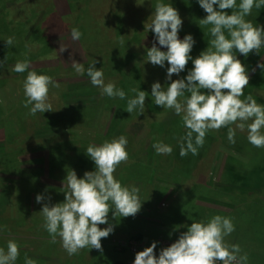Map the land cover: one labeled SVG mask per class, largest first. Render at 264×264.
Instances as JSON below:
<instances>
[{"label":"rangeland","instance_id":"obj_1","mask_svg":"<svg viewBox=\"0 0 264 264\" xmlns=\"http://www.w3.org/2000/svg\"><path fill=\"white\" fill-rule=\"evenodd\" d=\"M170 2L182 19L180 34L184 27V31H189L188 34L195 40L191 56L194 53L198 56L206 49L210 39L206 34L207 28L200 26L199 21L206 13L196 0ZM155 3L156 0H102L98 9L86 6L92 18L98 16L96 21L99 28L89 22L90 28L82 27L85 34H82L81 39L73 41L70 30L66 29V13H70L66 0H0V62L5 60L0 68V221L4 222L0 223L3 227V231H0V247H4L8 240H14L19 245L20 256L16 264H24L25 256L33 259L36 264H132L135 254L153 241L157 242L154 253L158 255L160 249L169 246L186 231L183 225H190L192 220H207L213 215L232 219L235 231L225 240L228 244L240 246L241 254L247 255V264H264V149L255 148L246 141V131L236 132L240 136L236 135V142L231 144L227 140V128L210 130L205 138V147L198 150L199 153L180 157L177 141L184 134L178 136L175 133L171 138V133L177 128L186 131L180 116L170 109L155 114L149 109L147 124H137L134 135L128 141V160L122 162L114 173L122 185H134L140 189L142 206L135 216L129 217L117 215L113 218L109 211L108 221L113 231L107 238L101 239V250L81 249L78 254L69 256L61 247L58 237L56 243L50 241L42 227L44 220L40 210L43 203L51 206L63 202L64 196L63 184L47 177L52 174L47 165L31 166V169H37L35 176L38 181H30L28 186H32L33 195L45 196L46 199L40 204L31 198L29 192L22 196L21 191L26 187L14 182L18 181L19 175L28 178L25 175L27 173L21 170L29 168L42 156L46 163L47 155L49 159H54L56 154H62L60 152L79 157L85 155L88 145L78 146L77 141L74 143L70 139L87 133L93 135L96 128L107 129L109 127H106V123H112L110 119L115 117L114 107L106 110V113L111 114L109 121L107 116L99 117L104 96L91 85L88 77L76 75L66 80L65 72H61L66 68V62L72 67L73 61L86 65L94 58L102 66L115 68L122 62L129 63L127 67H131V70L112 81L128 96L134 95L129 92L131 88H146L145 92L151 97L153 82L167 87L163 85L167 62L161 68L145 61L146 49L152 46L154 37L151 30L144 32L143 25L150 22ZM77 7L80 8V4ZM79 8L72 12L75 13L74 17ZM224 11L229 14L231 12L228 9ZM246 19L264 28V7L253 8ZM109 21L114 26L111 38L106 32ZM197 28L201 33L194 36L192 32ZM8 37L14 38V46H7L3 41ZM61 48L64 50L61 51ZM263 53L264 47L260 49L259 55H238L241 63L246 65L249 80L254 78L256 72L252 69L256 70L255 65L261 61ZM25 59L30 62L29 70L48 75L59 85L49 91L53 111L31 116L23 106V81L27 72L16 73L12 68L15 63ZM184 72L179 77L173 75L172 80L183 78L186 75ZM255 80L251 81L254 83ZM244 94L249 95L245 89ZM66 110H70L66 117L74 120L73 124L78 131L72 137H66L65 143L58 139L62 137L60 128L51 126L49 120L53 112ZM81 127L82 131L79 130ZM210 133L212 136L209 137ZM106 137L101 141L116 138L109 140ZM48 138H57V141L48 144V154L31 153L30 145ZM158 141L171 145L172 154L157 155L153 144ZM92 143L95 144L93 140ZM222 146L230 148L224 152ZM236 146L242 150L240 158L243 160L234 159L229 154H238L232 152ZM248 158L252 161H248ZM252 168L260 173L261 180L257 187H243L246 185L234 182L229 175L228 179L226 177L227 172L239 174L240 171H250ZM69 170H74L78 178L88 171L84 167L75 170L71 163L64 167L66 173ZM7 180H13L14 183H6ZM9 186H15L12 188L17 193L11 195L12 188ZM247 193L254 195L247 197ZM19 205L25 208L23 214L17 212ZM8 221L12 227L6 224ZM106 226L98 225L100 228ZM136 233L142 234V240L131 239Z\"/></svg>","mask_w":264,"mask_h":264},{"label":"clouds","instance_id":"obj_2","mask_svg":"<svg viewBox=\"0 0 264 264\" xmlns=\"http://www.w3.org/2000/svg\"><path fill=\"white\" fill-rule=\"evenodd\" d=\"M196 3L206 13L199 21L210 37L206 49L196 58L190 54L195 44L192 35L185 34L182 39L178 36L182 19L170 0H156L150 22L143 25L144 32L151 30L154 37V43L146 49L145 61L161 68L167 62L165 78L170 81L166 88L159 82L151 84L152 101L180 116L186 129L177 141L180 157L189 153L196 155L204 145L206 134L221 128L228 129L227 140L231 144L236 142L239 130L247 132V141L253 147L264 148V105L244 94L249 75L237 58V54L243 57L249 53L259 55L264 47V28L246 19L253 8L264 7V0H196ZM225 9L231 10L230 14ZM81 37L78 28L70 29L71 40L79 41ZM3 41L7 46H14L13 37ZM189 61L192 67L186 75L172 80L173 75L179 77L185 71ZM4 63L5 60L0 62V68ZM95 63L91 60L85 67L73 61L72 68L77 75H86L101 95L126 100L124 110L129 114H143L148 94L131 88L129 92L134 95L128 96L115 83H106L103 70L95 68ZM29 67L25 59L12 68L16 73L27 72L23 81V106L31 116L53 111L49 91L59 85L50 76L38 74ZM256 67L264 71V63L258 62ZM127 144L125 135L98 145L89 144L84 153L92 161L93 170L85 171L80 178L74 170H69L62 182L63 202L51 206L42 204V227L52 243L59 238L69 256L78 254L81 249L101 250V239L113 231L108 221L110 210L113 218L135 216L139 212L143 202L140 189L122 185L114 176L117 167L128 160ZM153 148L157 155H171L173 151L171 145L162 141L153 144ZM45 199L41 194L35 196L38 204ZM98 225L107 226L100 228ZM182 227H186V231L160 249L158 255L154 253L157 242L153 241L135 254L132 264H247V255L241 254L240 246L225 240L235 231L230 217L213 215L207 220H192L190 225ZM0 231H3L2 226ZM19 256V245L14 240L0 247V264H16ZM24 264L36 262L25 256Z\"/></svg>","mask_w":264,"mask_h":264},{"label":"trees","instance_id":"obj_3","mask_svg":"<svg viewBox=\"0 0 264 264\" xmlns=\"http://www.w3.org/2000/svg\"><path fill=\"white\" fill-rule=\"evenodd\" d=\"M101 2H102V0H91V1L90 0H66V6L68 5L67 8L70 9V13H66V29L70 30L71 28L76 27L82 32L83 26H84L83 29L91 27L90 24H88L89 22H93L94 26H96V28H99L97 21H96L98 16L95 18H92L87 13L86 6H88L89 8L90 7H96V9H98V4ZM79 4H80V8L77 7V5H79ZM78 8H79V11L77 12V16H75L76 17L75 18L74 17L75 13H72V12H74V11L76 12ZM71 15L73 16L72 19H71ZM67 16H69V18H67ZM113 17L115 18L116 14H114ZM107 27H108V29L106 32L108 33V36L111 38V37H113L112 28H114V26L109 21L107 24ZM184 30H185V28L183 27V33L182 34H180V32L178 33L179 38H183V36L185 34H188L189 31L186 32ZM200 33H201V30H199L198 28L196 31L192 32V34H194V36H196V34H200ZM82 34H85V30H83ZM107 40H109V39L107 38ZM111 46L109 48H111ZM98 55H100V54H98ZM238 55L239 54H237V58H238ZM192 57L196 58L197 55H195V53H194L192 55ZM92 60H94V58ZM97 60H98V58H97ZM251 60H252V57H250V61ZM94 61L96 62L94 67L97 69L101 68L103 70L106 83L112 82L116 78L123 77L124 74H127L131 70V67H127L130 65L129 63L125 64L124 62H122L118 65L117 68H115V67L102 66L96 60H94ZM90 62L91 61L87 62L85 67H87V65ZM190 62L191 61H189L188 64L186 65L185 72H184L185 74L187 73L186 71H188L192 67V64ZM259 63H264V53H263L262 59ZM245 67H246V65H245ZM71 68H72L71 64L66 62V68L61 71V72H65L66 80H68V81H69V79L75 78L77 75L76 73H72ZM255 72H256L254 74L255 76L251 80H253V79H256V80L254 81V83H253V81L249 80L250 84H251V82H252V84L251 85L248 84V86L249 85L250 86H249V88H245V91H247V93H249V95H251L257 101V103L264 105V71H262L259 68H256ZM68 77H69V79H67ZM83 77L84 76H82L81 78H83ZM60 78H61V76H60ZM86 78H87V76H86ZM66 80H65V82H66ZM167 82L168 81L165 79V81L163 82V85H165V84L167 85L168 84ZM61 86H64V85L62 84ZM146 87H147V85H146ZM145 89H142V91H145ZM97 90H99V89H97ZM112 107H114V108H112ZM125 107H126V100H120L118 98L110 99L107 96H104V103H103V107H101L99 117L100 116L103 117V115L107 116V120L109 121V119L111 118V114H110V112L106 113V110L109 111L112 108V109H114V115H115V117H113V119L112 118L110 119L112 123H109V122L106 123L107 126L106 125L105 126L109 127L107 129H105V127L104 128L101 127L98 129L96 128V133H93V135H90L87 133V135H81L79 138L72 137L74 135V132H77L78 129H76L75 125L73 124L74 120L66 117V114H69L70 110H66L67 113H66V111H62V112L55 111V112H53V114L50 117L49 123L51 126L55 125V126H58L60 128L62 137L58 138V139H60L59 141H64L66 143V137H68V138L72 137V139H70V141H73L74 143H76L75 141H77L78 146L80 145L82 147L83 146L85 147L86 145L93 144L92 140L97 145L102 143L101 139L104 140L105 135L108 136L106 138L109 140L113 137L125 135L127 137V140L129 141L131 136L134 135V128L137 124H147L148 121L146 120L147 119L146 116H147V112L149 109L153 110L154 114L159 113L161 110H163V108H161L160 106H157L153 103L152 98L149 96V94L146 96V99H145V111L143 114H140L138 116H137L136 112L129 114L128 112H126L124 110ZM153 118L154 117H152V119ZM45 120H47V118ZM138 120H139V122L135 123ZM231 127L234 128L235 126L232 125ZM79 130L82 131L83 128L81 127V129H79ZM26 132H25V134H26ZM236 132L244 133L245 131L241 132V131L237 130ZM175 133H177V135L178 134L180 135V134H184L185 131L181 128H179V129L177 128L176 130H173V132L171 133V135H172L171 138H173L175 136L174 135ZM103 135H104V137H103ZM236 135L240 136V134H236ZM210 136H212V133H210L209 137ZM206 137H208V136H206ZM245 138L247 141V137H245ZM178 139H179V137H178ZM50 141L55 142V141H57V138L56 139L48 138V139L40 140V141H37L36 144H34V145L28 144V146L30 145L29 148L31 147L30 151L33 154H35V153H41V154L47 153L48 154V151H49L48 150L49 149L48 144L51 143ZM204 145H205V142H204ZM204 145L202 146L203 148L205 147ZM202 147H200L198 150H201ZM221 148L222 149L225 148V150L223 149L225 152V151H228L230 147L222 146ZM233 151L238 152V154L229 153L232 155L231 157H233L234 159L243 160L242 158H240L241 157L240 152L242 150L239 148V146L232 148V152ZM60 153H62V154H56L54 159H49V157L47 155L48 160L46 161V163H45V161L42 160L44 158L42 156V159L38 158L37 160H35L29 166V168H26V169L24 168V170H21V171H24L27 173L25 175H28V178H21L23 175H19L18 181L16 180L14 182L20 183L22 186L26 187V188H24L25 190L21 191L22 196L24 195L25 192H29L30 196L32 195L31 196L32 199H34L36 196V195H33V193L31 192L32 186H28V183L30 181L32 183H33V181H36V180L38 181V177L35 176L37 169H31V166H33V165L34 166L41 165V164H45V166L47 165L49 170H51V173H52L51 176H47V177L50 180H54V181L59 182V183H62L65 176H66V171H64V167L70 163L72 164V167H74L75 170L84 167L89 171L90 169L94 168L92 161L90 159H88V157L84 154L83 155L81 154L79 157L76 155L71 156L70 154L68 155L64 152H60ZM198 153H199V151H198ZM68 157H71V159H69ZM71 160H75V161H71ZM249 160L252 161L251 158H248V161ZM252 169L253 170H250V171H247V170L246 171H240L239 174H236L234 172H232L233 174H230L231 172H227V170H226V172H227L226 177L228 179V175H229L230 179H232L234 182H237V183L242 184V185H246L243 187H247V186L257 187L256 185L257 184L259 185V180H261V178L259 176L260 173L256 171L257 170L256 168H252ZM229 171H231V170H229ZM2 181H4V180H2ZM14 182H13V180H7L6 181V183H10L11 185ZM9 187L12 188L15 186H9ZM10 193L12 195V194L17 193V191H14V189L12 188ZM240 194L245 195L243 193H240ZM253 195L254 194H252V193L246 194L247 197H252ZM23 209H25V208L23 206L19 205L17 207V212L23 214L24 213ZM32 212H34L33 207H32ZM8 222L9 223H6V224H8L10 227H12L13 225L11 224V222L10 221H8ZM0 223L4 224V222H2V221H0ZM13 232H14V230H13ZM131 239L140 241V240H142V234L136 233L135 235L131 236ZM116 264H122V263H116Z\"/></svg>","mask_w":264,"mask_h":264}]
</instances>
